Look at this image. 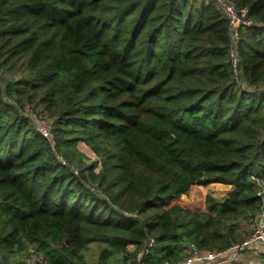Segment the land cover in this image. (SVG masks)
I'll list each match as a JSON object with an SVG mask.
<instances>
[{"label": "trees", "instance_id": "16d2710c", "mask_svg": "<svg viewBox=\"0 0 264 264\" xmlns=\"http://www.w3.org/2000/svg\"><path fill=\"white\" fill-rule=\"evenodd\" d=\"M231 1L237 37L218 0H0V264H87L93 241L98 264H176L243 240L264 209V0ZM211 182L227 200L174 202Z\"/></svg>", "mask_w": 264, "mask_h": 264}, {"label": "rangeland", "instance_id": "374dc122", "mask_svg": "<svg viewBox=\"0 0 264 264\" xmlns=\"http://www.w3.org/2000/svg\"><path fill=\"white\" fill-rule=\"evenodd\" d=\"M262 87H264V83L262 84ZM35 109H36L35 111H39L40 114H43L39 107ZM26 111L29 110H27L26 108L25 112ZM31 120H32L31 122H34L35 120L34 115H32ZM48 121L51 123L50 118ZM74 152L77 157H79L80 154H83V156L80 157L83 163L91 164L93 161H97L100 165L102 163L99 154L95 150H93V148L89 144L83 141H79L77 143ZM58 156L61 158V155L58 154ZM100 165L95 167V171L100 169L101 167ZM260 184H263V180L260 182ZM231 188L232 186L230 184H224L221 182H211L206 185L195 184L191 187L190 191L187 194H182L177 199H175L174 202L181 204L185 207H189L192 210H204L206 208V198L208 195L216 199H220V198L222 199L228 196V193L231 190ZM262 210L263 209L257 211V213H255V217H253L252 219H249L247 217L245 218L241 217L239 219L238 230L242 231V233L245 236L242 241L248 239L254 232L257 216L260 214ZM235 243H238V241ZM103 247H104V243L99 241H93L88 245V247L84 250V255L87 264H98L99 253ZM133 247L134 246H132V248ZM214 251L222 252L223 250L217 249V250H213L212 252ZM142 253L143 251L140 250L138 255L141 256ZM239 253L241 254L240 259L238 258L237 255H235L233 257L235 258L234 259L235 261H233L234 263L232 262V264H264V254L260 250H257L256 252H250L249 250L244 249ZM193 254L195 253H192V255ZM224 260H226V257H224ZM37 262L38 259L36 258L32 260V264H36ZM40 264H45V263H40ZM114 264H116V262H114ZM204 264L206 263L204 262ZM219 264H231V263L229 262L228 259L226 260V263H222V261H220Z\"/></svg>", "mask_w": 264, "mask_h": 264}, {"label": "built area", "instance_id": "2783aa9c", "mask_svg": "<svg viewBox=\"0 0 264 264\" xmlns=\"http://www.w3.org/2000/svg\"><path fill=\"white\" fill-rule=\"evenodd\" d=\"M218 4L229 17L232 28L234 29L233 36L237 37L238 28L241 22H249L242 19L246 13V8H241L240 10H238L231 0H218ZM231 60L234 68L236 69L237 54L235 51H232L231 53ZM30 115L31 117L32 115L35 116L34 124L36 125V129L41 132L48 140L54 142L55 134L52 130L51 123L45 118L41 117L35 111H31ZM258 194L264 196V181L263 184H261V188L258 191ZM190 246L192 247L193 244ZM244 249L249 250L250 252H256L257 250H260L264 254V209L257 216L255 230L248 239L242 242L235 243L222 252L214 251L202 254L197 251H193V253L195 254L192 255L191 253L185 259L179 261L176 264H204V262L206 264H209V262L210 264H219L220 261H222V263H226V260L228 259L231 263L235 261V258H233L235 255H237L240 259L241 254L239 252L243 251ZM224 257H226V260H224Z\"/></svg>", "mask_w": 264, "mask_h": 264}, {"label": "water", "instance_id": "95a60500", "mask_svg": "<svg viewBox=\"0 0 264 264\" xmlns=\"http://www.w3.org/2000/svg\"><path fill=\"white\" fill-rule=\"evenodd\" d=\"M227 199V197L225 198V200ZM254 217H255V215H254Z\"/></svg>", "mask_w": 264, "mask_h": 264}, {"label": "crops", "instance_id": "0c3cea01", "mask_svg": "<svg viewBox=\"0 0 264 264\" xmlns=\"http://www.w3.org/2000/svg\"><path fill=\"white\" fill-rule=\"evenodd\" d=\"M245 261V260H244ZM234 263V262H233ZM232 264V263H231Z\"/></svg>", "mask_w": 264, "mask_h": 264}]
</instances>
